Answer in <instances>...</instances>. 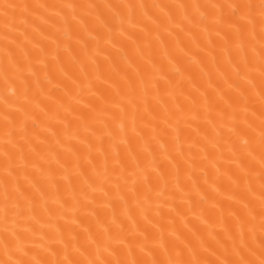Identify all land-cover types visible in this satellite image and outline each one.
<instances>
[{
    "label": "bare ground",
    "instance_id": "6f19581e",
    "mask_svg": "<svg viewBox=\"0 0 264 264\" xmlns=\"http://www.w3.org/2000/svg\"><path fill=\"white\" fill-rule=\"evenodd\" d=\"M0 264H264V0H0Z\"/></svg>",
    "mask_w": 264,
    "mask_h": 264
}]
</instances>
